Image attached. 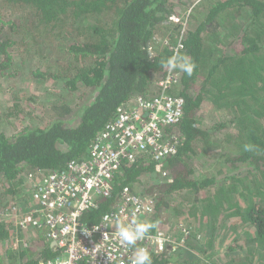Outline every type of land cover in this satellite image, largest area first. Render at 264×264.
Masks as SVG:
<instances>
[{
    "label": "trees",
    "instance_id": "1",
    "mask_svg": "<svg viewBox=\"0 0 264 264\" xmlns=\"http://www.w3.org/2000/svg\"><path fill=\"white\" fill-rule=\"evenodd\" d=\"M177 2L189 6L187 0H0V78L23 76L63 89L46 104L45 124L24 127L11 136L0 132L3 193L20 199L16 189L24 177L61 171L72 161L87 158L94 138L114 120L121 105L141 95L153 96L156 81L169 70L161 63L173 56L169 43L176 44L181 35L182 26L172 19L179 15ZM199 6L190 15L185 50L179 55L189 57L196 68L192 76L178 68L182 81L171 92L185 100L184 117L176 129L177 154L163 164L143 159L122 167L114 181L115 197L101 200L99 208L85 213L82 220L87 225L100 222L124 189L141 193L137 190L141 180L160 165L166 178L147 187L145 194L157 200L152 220L157 227L149 232L164 224L161 215L170 207V197L186 192L193 197L188 203L196 205L202 190L223 182L206 199V231L213 236L218 223L224 227L220 221L224 214L225 219L238 217L250 225V246L264 257V0H209ZM207 102L223 115L211 127L201 123ZM14 115L5 117L10 120ZM245 144L254 150L245 151ZM200 158L216 159L218 167L223 165L220 169L229 168L231 173L239 165L249 167L255 191L248 187L238 191L240 176L221 170L220 180L211 172L198 176L194 161ZM3 193L0 189V213L13 202ZM30 232L22 231L20 237ZM11 237L8 225L0 222V239ZM209 240L210 247L213 240ZM46 243L38 258L29 250L11 248L0 262L52 260L56 253ZM233 248L229 253L234 255ZM182 253L189 256L184 262L178 257ZM151 258L152 264L202 263L189 251L151 254ZM228 260L227 264L250 262Z\"/></svg>",
    "mask_w": 264,
    "mask_h": 264
},
{
    "label": "built area",
    "instance_id": "2",
    "mask_svg": "<svg viewBox=\"0 0 264 264\" xmlns=\"http://www.w3.org/2000/svg\"><path fill=\"white\" fill-rule=\"evenodd\" d=\"M203 1L195 0L185 18L174 16V22L182 29L179 41L169 43L173 55L179 56L185 50L190 15ZM181 81L178 68L168 70L156 81L153 96L141 95L119 107L114 120L94 138L87 158L74 160L61 171H38L21 180V198L4 207L0 222L19 235L31 230L42 235L56 257L38 264H132L138 247L157 256L176 250L195 254L189 248L192 227L183 222L171 230L158 228L149 232L135 246L120 241L116 235L117 220L129 226L133 219L136 223H152L156 216V198L142 193L124 189L116 197L113 209L105 214L109 221L102 218L87 225L82 220L85 213L99 208L101 200L115 197L114 181L122 167L143 159L163 164L177 154L176 129L184 117L185 100L171 92ZM157 236L162 246L156 242Z\"/></svg>",
    "mask_w": 264,
    "mask_h": 264
},
{
    "label": "rangeland",
    "instance_id": "3",
    "mask_svg": "<svg viewBox=\"0 0 264 264\" xmlns=\"http://www.w3.org/2000/svg\"><path fill=\"white\" fill-rule=\"evenodd\" d=\"M189 6L191 7L195 0H187ZM209 0H204L199 5H208ZM189 6L181 5L177 2L175 10H177L180 16H186L187 11H189ZM203 7V6H202ZM201 11V10H200ZM11 13V12H10ZM191 19V18H190ZM193 20V19H192ZM191 22V20H190ZM193 22V21H192ZM191 25V24H190ZM189 25V28H190ZM228 53H231V50L227 49ZM56 84V83H55ZM63 89L61 85H53L51 83H47L45 85L38 84L34 79L25 78L23 76L18 77L17 79H2L0 78V132L6 133L8 136L13 135L14 133L24 129V127H31L33 125H43L46 123L47 115H46V104L49 102V99H54L62 95ZM17 114L14 115L13 118L9 120L5 117L7 114ZM223 115L216 110L210 102H207L205 105V110L202 113V121L201 123L205 127H211L212 123L215 121H220ZM219 164V163H218ZM216 159L212 162L207 161V159H196L194 161L195 173L198 176L207 175L209 172L213 173L217 178V171L221 170L223 173L230 175L240 176L242 182L238 181L236 186L238 187V191H241L244 187H248L250 190L255 191V184H253V178L255 175L250 174L248 172L251 170L249 167L245 165H239L238 168L233 169V173L229 168L220 169L222 164L218 167ZM163 172L165 170L161 169ZM252 172V171H251ZM249 176L244 179V177ZM166 177H163V173L155 172L150 175H147L141 180L140 188L137 190L143 194L147 193L148 188L153 185L159 184ZM219 180L222 179L221 176L218 177ZM219 184V185H218ZM214 188H208L202 190L201 197L202 200L200 203L196 205H192L188 203V201L192 200L193 197L187 195L185 193H181L179 196L173 195V197L169 199L170 207L164 208L162 212L163 225L161 224L160 228L162 229H174L177 224L181 222L188 224L192 227L190 241V247L195 251V255L197 259L200 260L201 264H227L228 259L241 258L243 262H247L248 264H264L263 253H259L257 247L252 249L249 242V224L242 223V219L238 217H234L232 219H225L224 214L220 221L225 222V226L221 227L218 223L216 228H214L215 232H213V236H211V231L207 232L206 224L208 223L206 216H204L205 207L208 205V200H206L209 196H212L216 190L219 189V186H223L222 183H218ZM223 184V185H222ZM230 188L229 184L226 185ZM1 194L3 193V189L0 186ZM23 188L21 185L16 189V191L21 192ZM15 191V192H16ZM8 195L5 199L12 202L13 193H7ZM185 194V195H183ZM186 197V199H183ZM190 199V200H189ZM23 205V201H20ZM240 204L242 206L245 205L244 201L241 199ZM9 227V226H8ZM177 228V227H176ZM10 233L12 234L13 241H17L12 243L10 239H0V261L3 259H7V252L9 249L14 248L17 251L24 252L29 250V253H34L38 258V255H42L45 250V240L42 235H38L37 232L25 233L24 237H20V235L14 232L11 227H9ZM210 233V234H209ZM202 234V235H201ZM249 235V236H248ZM211 237L213 240L212 246L209 245V238ZM22 239L18 242V239ZM197 241V242H195ZM47 244V243H46ZM234 247L232 252L229 253V248ZM200 249H206L204 253L200 252ZM179 256V260L185 261L189 256L182 253ZM176 258V260L178 259ZM197 261V260H196ZM195 261V262H196ZM199 261H197L198 263ZM4 263V261H3ZM0 262V264H3Z\"/></svg>",
    "mask_w": 264,
    "mask_h": 264
},
{
    "label": "clouds",
    "instance_id": "4",
    "mask_svg": "<svg viewBox=\"0 0 264 264\" xmlns=\"http://www.w3.org/2000/svg\"><path fill=\"white\" fill-rule=\"evenodd\" d=\"M175 19V17H172ZM162 65L171 70H175L179 68L181 71L185 72L188 76H192L196 65L190 60L187 56H178L173 55L172 57L168 58L166 61H161ZM245 151H253L254 146L250 144L244 145ZM160 165L156 166V171H160ZM172 182L171 180L169 181ZM110 217L105 215L103 217L104 221H109ZM117 233L116 235L120 239L122 243L135 246L137 241L144 240L149 233L150 229H154L157 227L155 223H136L135 219L132 221V225L125 226L119 220L116 221ZM88 232L87 230H84ZM148 239H152V237H147ZM156 242L162 246V241L160 237L157 236ZM57 264H64L63 261H58ZM132 264H152L151 254L149 253L148 249L145 247H138L134 252V256L132 258Z\"/></svg>",
    "mask_w": 264,
    "mask_h": 264
}]
</instances>
